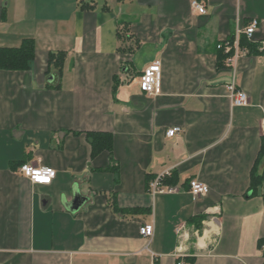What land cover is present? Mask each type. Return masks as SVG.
<instances>
[{"label": "crops", "instance_id": "crops-1", "mask_svg": "<svg viewBox=\"0 0 264 264\" xmlns=\"http://www.w3.org/2000/svg\"><path fill=\"white\" fill-rule=\"evenodd\" d=\"M192 1L0 0V46H36L29 69H0V264H264V183L251 186L264 0H199L207 13ZM253 18L251 47L228 63L218 44ZM156 60L162 92L148 95L140 75ZM233 81L247 105L233 104ZM90 131L111 133L112 152L93 155ZM22 162L54 168L52 183ZM167 170L173 190L154 194ZM192 180L208 193L195 199Z\"/></svg>", "mask_w": 264, "mask_h": 264}, {"label": "built area", "instance_id": "built-area-1", "mask_svg": "<svg viewBox=\"0 0 264 264\" xmlns=\"http://www.w3.org/2000/svg\"><path fill=\"white\" fill-rule=\"evenodd\" d=\"M193 12L207 13L206 5L199 1L193 0L191 3ZM260 26V20L253 18L245 27H238L235 36L231 40H225L218 44L219 49H223L227 53V61L234 64L239 57L238 49L241 48V39L245 36L249 41L253 40ZM264 45V44H263ZM236 49V50H235ZM140 88L148 95H158L162 92V63L156 60L150 63L140 75ZM229 96L236 106L247 105L250 101L248 93L239 88L233 81L228 85ZM182 130L181 127H173L167 130L168 136H174ZM21 172L27 176L34 184H50L52 183L56 171L49 166L34 165L24 163L20 166ZM171 174V170L164 171L158 174L151 182V190L154 194L172 191V188H167L164 185V180ZM191 193L194 198H199L208 193V187L198 180L190 182ZM155 232L153 223L145 224L140 228V233L144 237L151 238ZM264 245V244H263ZM176 264H185L182 260Z\"/></svg>", "mask_w": 264, "mask_h": 264}, {"label": "trees", "instance_id": "trees-1", "mask_svg": "<svg viewBox=\"0 0 264 264\" xmlns=\"http://www.w3.org/2000/svg\"><path fill=\"white\" fill-rule=\"evenodd\" d=\"M241 45H249L250 42L244 36L241 39ZM36 46L35 42L31 38L24 39L22 45L19 47H2L0 46V69L6 70H27L31 67V63L35 58ZM225 57V55L223 56ZM61 60H63L62 54L57 56L52 54L50 62H55L57 66H60ZM87 137L92 144L93 155L107 150L110 153L113 149V136L108 132L90 131L87 133ZM24 164L22 162L20 165ZM264 183V136L262 138V147L257 157L255 165L251 175V186L256 192L260 186Z\"/></svg>", "mask_w": 264, "mask_h": 264}, {"label": "water", "instance_id": "water-1", "mask_svg": "<svg viewBox=\"0 0 264 264\" xmlns=\"http://www.w3.org/2000/svg\"><path fill=\"white\" fill-rule=\"evenodd\" d=\"M85 201L86 198L80 194L79 190L74 189V198L72 201L67 202V207L72 211H77Z\"/></svg>", "mask_w": 264, "mask_h": 264}]
</instances>
